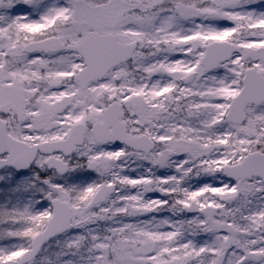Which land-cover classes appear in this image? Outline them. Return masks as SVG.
<instances>
[{"label": "snow or ice", "instance_id": "1", "mask_svg": "<svg viewBox=\"0 0 264 264\" xmlns=\"http://www.w3.org/2000/svg\"><path fill=\"white\" fill-rule=\"evenodd\" d=\"M0 264H264V0H0Z\"/></svg>", "mask_w": 264, "mask_h": 264}]
</instances>
